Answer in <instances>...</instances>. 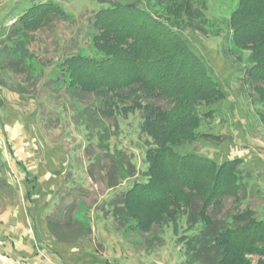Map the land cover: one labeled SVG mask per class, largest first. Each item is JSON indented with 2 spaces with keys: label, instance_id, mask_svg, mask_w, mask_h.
<instances>
[{
  "label": "rangeland",
  "instance_id": "rangeland-1",
  "mask_svg": "<svg viewBox=\"0 0 264 264\" xmlns=\"http://www.w3.org/2000/svg\"><path fill=\"white\" fill-rule=\"evenodd\" d=\"M29 1L0 0V264H186L170 225L152 223L141 230L131 219L121 226L109 207L146 167L144 150L135 142L138 115H130L126 124L121 120L112 136V143L133 154L136 165L117 182L106 174L110 157L95 140L87 142L88 129L82 124L86 111L95 114L96 128L104 124L115 129L113 119L101 114V101L93 94H71L56 80L59 73L52 72L63 56L91 51V23L101 3L53 0L68 18L53 16L28 31L27 58L17 71L9 64L5 47L19 40L14 30L18 23L13 22L22 3ZM116 1L141 3L154 13L161 12L148 0ZM196 2L205 12L206 23L188 26L181 34L205 62L224 96L212 104L213 117L199 127L219 138H198L180 151L195 152L217 163L242 158L248 188L241 207L250 205L261 216L264 106L245 72L249 51L236 49L232 42L228 18L237 0ZM151 101L169 106L164 98ZM115 181L117 185L109 186ZM231 209L232 198L226 197L221 217ZM73 213L90 230H78L80 224L74 220L68 223ZM61 223L64 232H56ZM251 262L256 264L257 256Z\"/></svg>",
  "mask_w": 264,
  "mask_h": 264
},
{
  "label": "trees",
  "instance_id": "trees-1",
  "mask_svg": "<svg viewBox=\"0 0 264 264\" xmlns=\"http://www.w3.org/2000/svg\"><path fill=\"white\" fill-rule=\"evenodd\" d=\"M97 1L101 4L91 23V51L63 56L52 72L59 73L56 80L71 94H93L101 101V114L113 119L115 129L104 124L96 128L95 114L86 111L82 124L88 129L87 142L95 140L110 157L106 174L117 182L136 165L133 154L112 143V136L121 120L126 124L130 115L139 117L135 142L144 150L146 167L109 206L115 219L121 226L133 219L141 230L152 223L170 225L186 264H252V256H257L256 264H264V215H257L250 205L241 207L248 188L243 159L217 163L180 151L198 138H219L199 127L213 117L211 106L224 92L181 34L196 23L204 26V10L196 0H148L161 10L157 13L141 3ZM20 9L13 22L18 23L14 30L19 40L5 47L9 64L17 71L27 58L28 31L53 16L68 18L53 0H30ZM228 25L236 49L249 51L245 72L264 106V0H237ZM156 98H164L169 106L151 101ZM202 107L208 109L200 111ZM116 181L109 186L117 185ZM226 197L232 198V209L221 217ZM74 214L68 223L74 220L80 224L78 230H90ZM61 226L56 232H64Z\"/></svg>",
  "mask_w": 264,
  "mask_h": 264
}]
</instances>
